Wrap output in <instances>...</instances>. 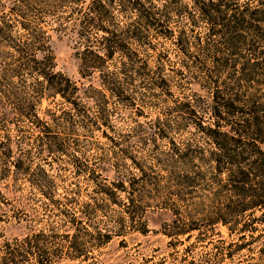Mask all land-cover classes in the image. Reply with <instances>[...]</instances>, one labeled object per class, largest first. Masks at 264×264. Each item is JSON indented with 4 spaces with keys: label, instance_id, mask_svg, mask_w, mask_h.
I'll return each instance as SVG.
<instances>
[{
    "label": "rangeland",
    "instance_id": "obj_1",
    "mask_svg": "<svg viewBox=\"0 0 264 264\" xmlns=\"http://www.w3.org/2000/svg\"><path fill=\"white\" fill-rule=\"evenodd\" d=\"M94 1L0 0V36L25 41L39 31L53 72L85 89L74 106L41 96L23 55L0 37V264H264L260 224L252 233L260 238L242 249L227 246L236 234L219 224L170 235L227 197L206 165L180 160L186 146L205 148L198 126L215 118L211 92L238 96L242 113L220 116L227 123L255 118L247 130L264 135V42L251 52L227 45L208 34L191 0H134L136 8L100 0L101 22L88 12ZM98 26L125 52L102 66L110 90L98 73L80 77L84 51L102 53L108 33ZM254 61L240 80L241 65ZM252 106L255 116L245 112ZM185 176L196 177L191 189Z\"/></svg>",
    "mask_w": 264,
    "mask_h": 264
},
{
    "label": "trees",
    "instance_id": "obj_2",
    "mask_svg": "<svg viewBox=\"0 0 264 264\" xmlns=\"http://www.w3.org/2000/svg\"><path fill=\"white\" fill-rule=\"evenodd\" d=\"M122 1L130 3L133 8L140 5L134 0ZM250 1L255 3L254 6H249L247 2ZM103 4L100 0H95L88 7V12L95 14L100 22L105 19L101 12L105 6ZM190 8L193 9L194 15L206 24L208 34L220 35L227 45L241 44L251 52L254 51L256 42H264V0H191ZM98 30L108 33L107 36H103L99 44L102 53L99 55L84 51L80 59V77H87L89 72L98 73V83L105 90H110V87H114V81L111 76L101 74L102 66L115 51L122 54L125 52L115 33L107 32V29L101 26H98ZM38 32L30 30L25 41L2 35L0 37L13 52L23 55L29 69L36 76V85L40 86L41 96L44 95V91H47L50 97H58L64 103L74 106L75 100L81 98L80 94L83 95L85 89L82 85L76 86L62 74L53 72L52 58L48 47L45 46L48 37H44L42 44H37V38L40 36L37 35ZM0 34H2L1 30ZM35 54H39V59H36ZM124 58L130 61L127 54ZM257 65V61L243 63L239 73L240 80L248 81L250 76L246 73L247 69H255ZM88 88L92 89L90 86ZM114 93L116 96H121L117 88ZM234 97L230 98L219 90L211 92V108L208 110V116H215V118L208 125L199 124L198 126L206 142L205 148L199 146L192 149L186 146L180 153L184 168L192 162L197 165H206L211 185H214L218 192L227 194V197L225 196L220 206L213 210L197 208L198 211L195 214L199 217L183 222L182 227H176V231H172L170 235L182 234L188 239L191 231L211 230L215 224H219L236 234L238 242L228 243L227 246L234 245L236 249H242L260 238L261 233L252 234L256 231L257 225L264 226V151L261 150V147H264V135L259 131L247 130L254 125L255 118H252V122L245 120L240 124H233L227 123L220 117L232 116L235 112L242 113L235 106L238 96L234 95ZM256 107L246 108V114L255 116ZM224 127L229 130L222 131ZM199 175L196 174L197 177ZM220 176H222L221 179ZM195 178L185 176V187L190 189L194 187ZM33 186L45 188L37 181ZM255 212L258 213L255 214ZM202 231L199 235L203 237ZM226 254L230 255V251L228 250Z\"/></svg>",
    "mask_w": 264,
    "mask_h": 264
}]
</instances>
